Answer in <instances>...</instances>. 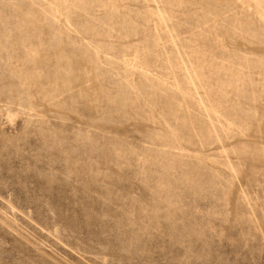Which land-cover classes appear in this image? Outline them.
I'll return each instance as SVG.
<instances>
[{"label":"rangeland","instance_id":"rangeland-1","mask_svg":"<svg viewBox=\"0 0 264 264\" xmlns=\"http://www.w3.org/2000/svg\"><path fill=\"white\" fill-rule=\"evenodd\" d=\"M0 264H264V0H0Z\"/></svg>","mask_w":264,"mask_h":264}]
</instances>
